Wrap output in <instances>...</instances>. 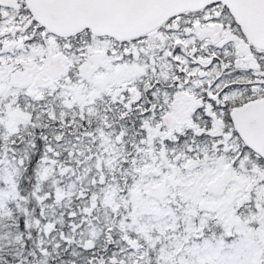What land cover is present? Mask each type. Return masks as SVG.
<instances>
[{"label":"snow or ice","instance_id":"snow-or-ice-1","mask_svg":"<svg viewBox=\"0 0 264 264\" xmlns=\"http://www.w3.org/2000/svg\"><path fill=\"white\" fill-rule=\"evenodd\" d=\"M0 264H264V0H0Z\"/></svg>","mask_w":264,"mask_h":264}]
</instances>
